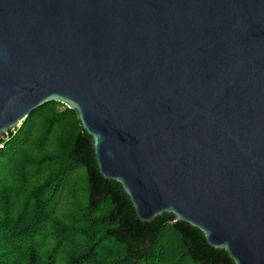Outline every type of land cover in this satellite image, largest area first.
I'll list each match as a JSON object with an SVG mask.
<instances>
[{
    "label": "water",
    "instance_id": "water-1",
    "mask_svg": "<svg viewBox=\"0 0 264 264\" xmlns=\"http://www.w3.org/2000/svg\"><path fill=\"white\" fill-rule=\"evenodd\" d=\"M48 101L137 222L264 264V0H0V137Z\"/></svg>",
    "mask_w": 264,
    "mask_h": 264
},
{
    "label": "trees",
    "instance_id": "trees-1",
    "mask_svg": "<svg viewBox=\"0 0 264 264\" xmlns=\"http://www.w3.org/2000/svg\"><path fill=\"white\" fill-rule=\"evenodd\" d=\"M87 138L57 101L0 137V264H234L172 214L137 222Z\"/></svg>",
    "mask_w": 264,
    "mask_h": 264
},
{
    "label": "built area",
    "instance_id": "built-area-1",
    "mask_svg": "<svg viewBox=\"0 0 264 264\" xmlns=\"http://www.w3.org/2000/svg\"><path fill=\"white\" fill-rule=\"evenodd\" d=\"M3 146V142L2 141H0V148Z\"/></svg>",
    "mask_w": 264,
    "mask_h": 264
}]
</instances>
